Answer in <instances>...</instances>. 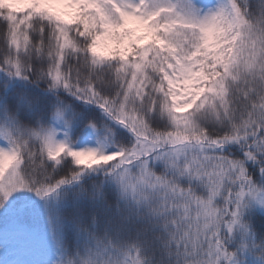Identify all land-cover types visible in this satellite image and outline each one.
Instances as JSON below:
<instances>
[{"label":"snow or ice","instance_id":"1","mask_svg":"<svg viewBox=\"0 0 264 264\" xmlns=\"http://www.w3.org/2000/svg\"><path fill=\"white\" fill-rule=\"evenodd\" d=\"M0 264H264V0H0Z\"/></svg>","mask_w":264,"mask_h":264}]
</instances>
